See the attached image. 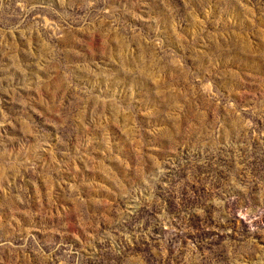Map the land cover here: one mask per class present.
Returning <instances> with one entry per match:
<instances>
[{
    "label": "rangeland",
    "instance_id": "obj_1",
    "mask_svg": "<svg viewBox=\"0 0 264 264\" xmlns=\"http://www.w3.org/2000/svg\"><path fill=\"white\" fill-rule=\"evenodd\" d=\"M0 264H264V0H0Z\"/></svg>",
    "mask_w": 264,
    "mask_h": 264
}]
</instances>
